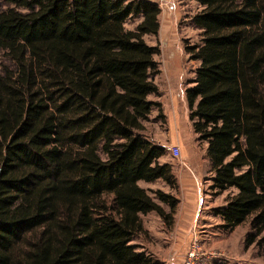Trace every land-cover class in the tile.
I'll list each match as a JSON object with an SVG mask.
<instances>
[{"label":"trees","instance_id":"obj_1","mask_svg":"<svg viewBox=\"0 0 264 264\" xmlns=\"http://www.w3.org/2000/svg\"><path fill=\"white\" fill-rule=\"evenodd\" d=\"M187 1L201 8L189 121L211 190L236 189L213 213L225 230L248 221L245 246L264 250V0ZM159 15L148 0H0V264H158L134 239L178 204L140 186L175 184L145 135L162 116L145 41Z\"/></svg>","mask_w":264,"mask_h":264},{"label":"rangeland","instance_id":"obj_2","mask_svg":"<svg viewBox=\"0 0 264 264\" xmlns=\"http://www.w3.org/2000/svg\"><path fill=\"white\" fill-rule=\"evenodd\" d=\"M157 1L159 2V0ZM153 2L156 3V0H153ZM158 7L160 9L159 5ZM162 10L163 9L161 8L160 11ZM186 11L187 13L186 15L183 14L180 23H176L174 26L177 31L169 29L168 31L163 32L162 30L156 37L148 36L145 38V41L148 44L158 45L160 49V53L156 57V61L159 64V74L154 77V82L155 84L157 83L156 85L159 89V95L151 96L150 99L160 103L162 109V116L160 117H158V112L156 111L151 114L149 122L145 124V135L154 143L161 146L164 145L165 148H167L171 146L170 140H172L171 138L178 128L177 133L180 134L179 138L183 143L185 152L182 155L181 148L179 145H176L180 149V157L175 158L167 152V155L163 160L170 163L173 168L177 167L191 174L192 178H194L200 185L201 208L198 212L195 225L187 239L185 255L191 243L193 241H198L204 251L211 253L218 252L223 256H207L197 264H264V250H261L256 245L249 247L245 246L246 236L250 230L249 222L246 221L232 230H225L221 227L223 224L222 220L213 213L215 208L223 207L225 205L228 196L236 194V189L232 188L221 194H215V191L211 190L213 177L211 167L206 168L208 171L205 172V177H202L188 165L190 161H193L203 168L205 162L203 157L205 142L198 140V136L194 134L188 117V109L186 113L188 119H186L182 103L178 113L175 114L169 109L164 108L165 102L169 99L168 94H170V91L172 90L171 88H167L164 80L161 79L162 69L166 61L164 54L165 50H176L183 59V73L185 71V75L182 77L177 89L178 98L181 100H179L180 102H182V96H185V89L191 87L189 82L193 79L194 71L198 64V62L190 60L184 51L186 45L192 46L199 41V32L189 23V17L195 12V8L188 7ZM136 23L137 21L128 22L126 27L128 29H133ZM160 101H162V103ZM175 116L177 119L179 118V121L176 120ZM193 147H196V149H199L200 151L197 154V159H193L191 155L194 149ZM187 160L189 161L187 162ZM183 164H185L186 167L183 166ZM208 172L211 174L209 175ZM140 186L149 191L159 189L168 192L169 194L174 195L178 200L171 225L164 223L156 213H149L148 215L141 217L145 230L144 234L134 239V244L140 245V247L150 254L158 264H163L161 257L163 250L168 248L173 240L178 237L176 233L177 212L181 210L183 205L181 204V198L179 197V187L176 178L173 188L162 181H157L153 184L141 183ZM150 195L153 196L152 193H150ZM186 204L188 205V203ZM164 209L165 211L169 210L167 207H164Z\"/></svg>","mask_w":264,"mask_h":264},{"label":"crops","instance_id":"obj_3","mask_svg":"<svg viewBox=\"0 0 264 264\" xmlns=\"http://www.w3.org/2000/svg\"><path fill=\"white\" fill-rule=\"evenodd\" d=\"M188 7L195 8V12H193L192 15L201 9L199 5L196 4L195 2H190L187 0H164L163 4L160 5V9L162 8L163 10L160 11L159 32H161L162 30L163 32H166L169 29H172V30L174 29L175 31H177L174 26L176 25V23L178 24L180 23L183 17V14L186 15L187 13L186 9ZM164 54H165L166 61L162 69L161 79L164 80L167 88L172 89L170 91V94H168L169 99L167 100V102H165L164 108L169 109L175 114V113H178L180 109V105L182 103V106H184L185 118L188 119L187 114H186L187 105H186V100L184 99L185 96H182V102H180L181 100L178 98V93H177L178 85L181 82L182 77L185 75V71L183 73V59L176 50H172V49L165 50ZM160 102L162 103V101ZM176 120L179 121V118L178 119L176 118ZM177 130L175 131V134L172 136L171 138L172 140H170V143L171 145H179L182 151V155H183L185 150H184L183 143L181 142L179 138L180 134L177 133ZM163 147L165 146L163 145ZM206 148H207V143H205L204 152H203L204 154L203 157L205 159L203 168L199 164L197 165L193 161L192 162L190 161L192 164L190 162L188 164L197 172L199 176L201 175L202 177H205V172L208 171V169L206 168L210 167L209 165L210 162L205 152ZM198 152H200L199 149L197 150L195 147L191 154L193 159L198 158L197 157ZM163 159L164 158L160 160L161 163L167 162ZM188 161L189 160H187V162ZM172 172L176 178L177 185L179 187V192H180L179 197L181 198V204L183 205H182L181 210L177 212L178 215H177V221H176V233L178 237L175 240H173V242L168 248L163 250V254L161 256L163 264H181L182 263V260H183V257L185 255V251L187 248L186 246L187 239L189 238L191 230L193 229V226L195 225L198 212L201 208L200 206L201 189H199L200 185L198 188L196 187L195 179L192 178V175L187 173L183 169L181 170L180 168H177V167H174V168L172 167ZM208 174L210 175L211 173L208 172ZM186 203H188V205Z\"/></svg>","mask_w":264,"mask_h":264},{"label":"built area","instance_id":"obj_4","mask_svg":"<svg viewBox=\"0 0 264 264\" xmlns=\"http://www.w3.org/2000/svg\"><path fill=\"white\" fill-rule=\"evenodd\" d=\"M148 1H152V0H148ZM163 2H164V0H159V2L156 0V4H158L159 6L162 5ZM166 150L171 156H173L175 158L180 157V149L178 146L171 145L170 147H167ZM183 166L186 167L185 164H183ZM195 184L197 187H199V183L197 181H195ZM207 256L222 257L223 255L221 253H218V252L211 253L208 251H204L201 248L198 241H193L191 243L188 251L186 252V255H185V258H184L182 264H197L200 260H202L203 258H205Z\"/></svg>","mask_w":264,"mask_h":264}]
</instances>
